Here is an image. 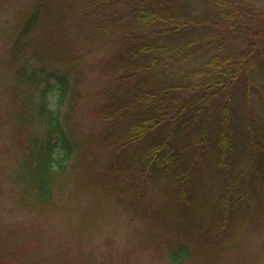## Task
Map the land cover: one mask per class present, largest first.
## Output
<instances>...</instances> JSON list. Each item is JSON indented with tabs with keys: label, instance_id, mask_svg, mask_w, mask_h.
Wrapping results in <instances>:
<instances>
[{
	"label": "trees",
	"instance_id": "1",
	"mask_svg": "<svg viewBox=\"0 0 264 264\" xmlns=\"http://www.w3.org/2000/svg\"><path fill=\"white\" fill-rule=\"evenodd\" d=\"M0 47V264L112 262L115 247L98 261L80 242L113 243L115 211L151 220L149 248L126 234L164 264H258L239 242L264 216V0H28ZM85 68L99 74L90 160L69 111ZM17 210L70 222L58 235L81 255Z\"/></svg>",
	"mask_w": 264,
	"mask_h": 264
},
{
	"label": "rangeland",
	"instance_id": "2",
	"mask_svg": "<svg viewBox=\"0 0 264 264\" xmlns=\"http://www.w3.org/2000/svg\"><path fill=\"white\" fill-rule=\"evenodd\" d=\"M28 3V0H0V21L4 19V17H10L14 15L16 12V9L21 8L25 4ZM7 23L10 26H13L16 23L15 18L8 20ZM4 58H6V52L3 47H0V70L2 72L6 69V64L3 62ZM97 59H94V66L96 65ZM83 78L80 83V97L76 102V107L73 110H69L72 113L73 121L74 123V130L76 133V138L81 141V144L86 147L87 149V159L90 160V158H94L96 155H98L101 152L102 145L101 140H99L101 136V126L99 122V118L97 116V108H98V100L96 99V94L94 92V88L96 86L97 79L99 78V74L96 70H92L91 68H85ZM5 72V71H4ZM4 77V76H3ZM262 79V75H260ZM241 104V103H240ZM240 104H238L240 107ZM2 209H0V222H5L6 219L4 218V207L1 206ZM11 206H7L6 209H8ZM264 211V209H262ZM19 211V210H17ZM17 215L23 217V223L24 227H28L29 230H36V234L44 233L43 237H48V242L54 243V247L57 249H62L65 251V253L68 255L70 254L72 257H79L81 254L79 251H77L75 245L73 246V250L70 252L68 249V245H66V238L63 235H58L66 232V229L61 228L70 227V222L60 223L57 221L50 220L49 222H38L35 223H28V218L24 217V214L22 211L17 212ZM114 216L116 217L115 221H107L106 223H110L111 227H113V224H117L116 231L117 234L115 235V238L113 240V243L109 244L106 242L105 237H100L102 235L93 234L92 237H82L81 239V246L83 249L88 253L92 252V254H95L93 257L94 259L98 260L102 257L99 256L100 254L104 253V251L109 250V246L115 247L114 252V259L111 262L107 258V264H115L114 262H118L117 259L120 257H125L128 261L133 264L135 261L136 264H164L166 262H162L159 259L156 258V255L149 251H144L140 249V246L136 245L135 237L130 236L128 237L127 229L128 225L130 226H139L142 231H144L143 239L145 241V248H149L148 245L151 244L149 241L151 238L150 233H152L153 225L150 219H144V218H136L135 222L130 221V218L128 214H122L121 212L115 211ZM113 217V216H112ZM261 221H260V219ZM253 216L254 222H251L250 226H248V235H246V241L243 242L240 241L239 245L243 248L244 253V260H256L258 261V264H264V216L262 217ZM22 219H15V220H9L10 223H19ZM252 220V221H253ZM113 223V224H112ZM74 225V224H72ZM54 226H57L59 228L58 232H54ZM81 238V237H80ZM67 240L69 242H76L77 240L75 238L67 237ZM243 244V245H242ZM129 248L137 249L140 251V261L138 260L137 254L135 252H129V258L126 257V254L129 251ZM47 250V246H46ZM215 252L212 253L213 256H217L216 249H214ZM68 251V253H67ZM126 251V254L124 253ZM121 252V253H119ZM128 255V254H127ZM243 257L241 259H243ZM57 260V259H56Z\"/></svg>",
	"mask_w": 264,
	"mask_h": 264
}]
</instances>
